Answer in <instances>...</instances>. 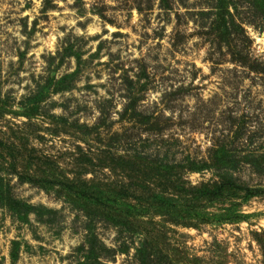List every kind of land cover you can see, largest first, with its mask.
I'll return each instance as SVG.
<instances>
[{
    "label": "rangeland",
    "instance_id": "1",
    "mask_svg": "<svg viewBox=\"0 0 264 264\" xmlns=\"http://www.w3.org/2000/svg\"><path fill=\"white\" fill-rule=\"evenodd\" d=\"M262 11L0 0V264H264Z\"/></svg>",
    "mask_w": 264,
    "mask_h": 264
},
{
    "label": "trees",
    "instance_id": "2",
    "mask_svg": "<svg viewBox=\"0 0 264 264\" xmlns=\"http://www.w3.org/2000/svg\"><path fill=\"white\" fill-rule=\"evenodd\" d=\"M221 4L219 3L220 8H222L223 5H225V2L222 1ZM226 10H227V8H226ZM261 15H264V11L261 12ZM68 46L70 47V44H68ZM66 48H68V47L66 46L64 49H66ZM69 53L73 54V56L77 59L80 56L78 52H74L73 50H70ZM256 191L258 192L260 190H253V189L245 188V193L247 196L253 195ZM94 201H95V203L102 204V205L105 204L111 208L114 207L116 210H120L126 214L134 213V212L136 213L138 211L142 212L144 210L145 211L147 210V208H143L141 210H138L137 206H135L131 203L122 201L121 196H119V193L116 194L115 192H108L106 197L101 198L99 200L97 199ZM165 203H166V205L163 207V209H169L170 205H171L170 201H165ZM22 206L23 207L21 209H17L15 206H12L14 208H12L13 210L11 209L13 212H11V214H10L13 218H15L16 220H18L20 222L27 221V217H28V214L30 212H34L38 216L39 213L35 211L36 207H39V208L41 207V208L45 209L48 213H52V214L57 212L55 209L54 210L48 209V208L46 209L40 205H34V204L27 203V202H24L22 204ZM14 211H16V212H14ZM38 217H40V216H38ZM39 219L42 220V218H39ZM82 249H83V246H82ZM100 249L102 251H105L106 253H110L111 255L114 254V252H116V251H118V252L126 251L124 248H121V247H119L117 249H113L111 247L104 246L102 244H100ZM98 253L99 252L93 250L92 245H89L82 255V260L77 262V264H101L102 261L99 258Z\"/></svg>",
    "mask_w": 264,
    "mask_h": 264
}]
</instances>
